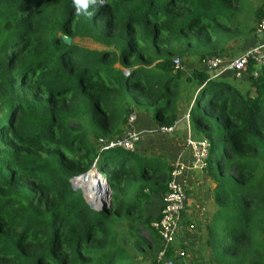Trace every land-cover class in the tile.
<instances>
[{"label":"trees","instance_id":"1","mask_svg":"<svg viewBox=\"0 0 264 264\" xmlns=\"http://www.w3.org/2000/svg\"><path fill=\"white\" fill-rule=\"evenodd\" d=\"M262 20L258 0H0V264H154L158 216L144 208L163 200L171 169L136 152L98 153L59 106L103 126L141 108L172 127L182 85L174 56L231 50L247 33L259 41ZM245 75L243 89L197 75L188 111L210 144L216 209L203 244L213 264H264V69L250 62ZM94 161L110 193L103 211L68 182Z\"/></svg>","mask_w":264,"mask_h":264},{"label":"rangeland","instance_id":"2","mask_svg":"<svg viewBox=\"0 0 264 264\" xmlns=\"http://www.w3.org/2000/svg\"><path fill=\"white\" fill-rule=\"evenodd\" d=\"M260 1L263 2L264 0H258V4L260 3ZM254 36L255 35H253L252 33H247L243 37L236 38L234 40V48L231 50L225 48L221 50L206 48L197 49L191 47L189 50L182 53L181 57L178 58V56H174L175 59L178 58L180 60V68L178 69H180L179 73L182 82L181 88L178 93L179 98L177 102V106L179 109L177 114L178 120L176 121L175 125L172 126L174 130L171 134L164 135L158 132L152 134L150 133V131L155 132V130L160 126L156 122H154L148 112L144 111V109H133L129 117H134L135 121L130 128H132V131H137V133L140 134V139L136 146V154L138 156L148 155L150 157L157 158L162 161L169 169H171L172 165L177 160H186V158L188 157V151L186 150L187 139H191L193 141H206L203 140V138H201L197 132L191 129L188 121V111L191 109L192 102L199 90V78H197V75L206 74L207 77L211 78L212 80L219 79L222 81L231 82L235 88L243 89L245 86H247V78L245 75L246 70L245 74H240V78H236L235 76L232 77L233 75L231 73L218 74L217 70H208L207 61L209 59H219L223 62H228L237 59L242 55V53L258 44L259 41ZM77 43L79 46L85 49L96 50L99 48L97 44L88 40H79ZM212 52H215L216 55H212ZM59 109L64 114L69 115V118L75 120V122H77L83 128L87 138L98 153L105 151L106 144L120 139L129 129L127 125L129 117L127 118V121L117 120V122L113 125L103 126L95 120L91 119L90 114L77 112L75 106L73 105L69 104L68 106L61 104L59 106ZM169 157H172V160H170L171 158ZM93 171L99 173V168L97 167L95 161L83 173L75 174L71 178H69L68 182L72 190L82 196L87 206L95 211H103L104 208L108 205L107 200L104 198L105 195L102 194V197L99 198L101 201L100 203H94L87 200V198H91L93 194L89 191H84L87 186H90V179L93 178V176H96L92 173ZM187 174H189L188 178L190 179L186 184L188 186H186V188L184 187L186 197L188 198V201L186 200L185 206L188 208V210H190L189 213L204 214L207 217L205 222L206 224L207 221L210 220L212 213L216 209V206L213 202L212 193L214 184H212L204 171H191ZM87 175L88 180L85 188H83L80 186L78 180L80 181L81 178H84ZM169 175L170 172L168 173L167 178H161V181L163 183H160L161 185L158 186L159 188L168 185ZM99 179V177L96 178L98 182ZM96 185H98V183ZM105 185H107L106 181ZM93 200L96 201L95 199ZM162 201L163 200L160 199V194L151 197L150 203L144 208L145 215L150 216L151 218H156L159 214ZM103 202L106 204L105 206H103ZM120 230L123 231L124 226L123 228L119 229V231ZM173 250L175 255L183 252V254H186L187 257V262L179 261L177 262V264H197V262L194 261V257L199 255V249L197 250V253L189 252L183 249H179V247L174 244ZM201 250L202 258L209 259V251L204 247ZM190 258L192 259L189 260ZM142 260L145 261V259ZM147 260L149 261L148 257Z\"/></svg>","mask_w":264,"mask_h":264},{"label":"built area","instance_id":"3","mask_svg":"<svg viewBox=\"0 0 264 264\" xmlns=\"http://www.w3.org/2000/svg\"><path fill=\"white\" fill-rule=\"evenodd\" d=\"M258 36L264 35V20H262L256 29ZM253 63L258 69H264V42L245 51L240 57L233 61L223 62L219 59L207 61L208 70H217L218 74L231 73L236 78L240 74H245L249 63ZM175 69L180 68V60L174 59ZM254 76L255 73H254ZM134 117L130 116L127 121L129 129L123 137L106 144V150L119 149L125 152H136V146L140 139L137 131H132L131 125L134 123ZM172 127H158L154 133L169 135L173 132ZM186 150L188 157L186 160L179 159L171 167L167 193L163 198L157 219L151 224L161 240V249L157 252L154 264H176L173 258H168L167 253L173 247L179 228V222L186 204V193L182 180L191 171H204L208 159L210 144L207 141L186 140ZM102 184L105 186L106 179L101 177ZM104 188V187H102ZM180 258V254L175 255ZM174 256V257H175Z\"/></svg>","mask_w":264,"mask_h":264},{"label":"crops","instance_id":"4","mask_svg":"<svg viewBox=\"0 0 264 264\" xmlns=\"http://www.w3.org/2000/svg\"><path fill=\"white\" fill-rule=\"evenodd\" d=\"M264 42V35L259 36V42ZM179 123V121H178ZM175 139V138H174ZM176 140V139H175ZM166 145V144H165ZM170 160H172V157ZM186 178H183L182 183L183 186L186 188V185L190 178L189 174L185 176ZM192 180V179H191ZM192 182V181H191ZM190 184V183H189ZM188 201V198H187ZM186 207V206H185ZM190 210L186 207V211L184 209V212L181 215L180 222H179V228L175 239V245L179 247V249H183L185 251L189 252H196L199 249V255L194 257V261L197 262V264H213L209 259L202 258V248L204 247V234H203V227L206 222L207 217L202 213H189ZM179 261H186L187 257L186 254L180 253ZM190 258L189 260H191ZM140 264H146V262L141 261Z\"/></svg>","mask_w":264,"mask_h":264},{"label":"bare ground","instance_id":"5","mask_svg":"<svg viewBox=\"0 0 264 264\" xmlns=\"http://www.w3.org/2000/svg\"><path fill=\"white\" fill-rule=\"evenodd\" d=\"M92 173L95 174L96 176H93V178L90 179V181H89L90 182V186H87V188L84 189V191L86 190V191H89V192H91L93 194L91 196V198H87L88 201L94 202V203L95 202L100 203L101 201H100L99 198L102 197L101 196L102 195V189H103L102 187H104L102 184L104 183V181L103 180L101 181L102 174H100V172L98 173L96 171H93ZM87 177H88V175L85 176L84 178H81L80 181L78 180L80 186L83 187V188H85V186H86V183H87V180H88ZM98 177L100 178L99 179L100 183L96 180V178H98ZM95 183L96 184L98 183V185H96ZM97 194H99V196H97ZM93 199H95L96 201H94Z\"/></svg>","mask_w":264,"mask_h":264},{"label":"water","instance_id":"6","mask_svg":"<svg viewBox=\"0 0 264 264\" xmlns=\"http://www.w3.org/2000/svg\"><path fill=\"white\" fill-rule=\"evenodd\" d=\"M107 184V183H106ZM102 194H104L105 195V199L107 200V203H108V199H109V189H108V186L107 185H105L104 186V188H103V190H102ZM106 204L103 202V206H105Z\"/></svg>","mask_w":264,"mask_h":264},{"label":"snow or ice","instance_id":"7","mask_svg":"<svg viewBox=\"0 0 264 264\" xmlns=\"http://www.w3.org/2000/svg\"><path fill=\"white\" fill-rule=\"evenodd\" d=\"M76 2L81 4L82 6L84 5V0H76Z\"/></svg>","mask_w":264,"mask_h":264},{"label":"clouds","instance_id":"8","mask_svg":"<svg viewBox=\"0 0 264 264\" xmlns=\"http://www.w3.org/2000/svg\"><path fill=\"white\" fill-rule=\"evenodd\" d=\"M92 2L94 3L95 2V0H92ZM103 190V189H102ZM97 196H99V194H97Z\"/></svg>","mask_w":264,"mask_h":264}]
</instances>
